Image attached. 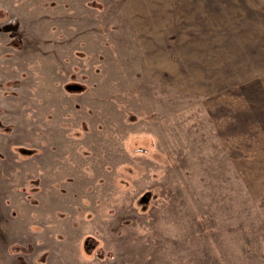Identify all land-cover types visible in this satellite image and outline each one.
<instances>
[{
  "label": "rangeland",
  "instance_id": "1",
  "mask_svg": "<svg viewBox=\"0 0 264 264\" xmlns=\"http://www.w3.org/2000/svg\"><path fill=\"white\" fill-rule=\"evenodd\" d=\"M0 264H264V0H0Z\"/></svg>",
  "mask_w": 264,
  "mask_h": 264
}]
</instances>
